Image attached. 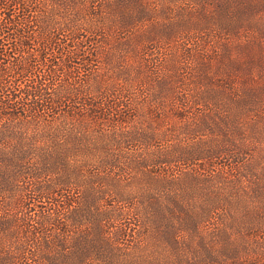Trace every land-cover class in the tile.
<instances>
[{
  "label": "rangeland",
  "instance_id": "rangeland-1",
  "mask_svg": "<svg viewBox=\"0 0 264 264\" xmlns=\"http://www.w3.org/2000/svg\"><path fill=\"white\" fill-rule=\"evenodd\" d=\"M38 1L55 103L0 142V264H262L264 0Z\"/></svg>",
  "mask_w": 264,
  "mask_h": 264
},
{
  "label": "trees",
  "instance_id": "trees-1",
  "mask_svg": "<svg viewBox=\"0 0 264 264\" xmlns=\"http://www.w3.org/2000/svg\"><path fill=\"white\" fill-rule=\"evenodd\" d=\"M43 5L38 0H0V142L3 141V143H6V139L12 138V136L24 139V133L19 129V123L16 119H24L28 116L32 117L33 114L30 113L31 111L35 113L39 109L43 110L46 107L51 110L55 103L51 97V84L47 88L44 85L41 86L42 80H53L51 75L54 74L55 70H52L45 63L46 67L43 72L39 71L37 74H33V72H30L29 68L31 67H29V60H27L32 55H36V53L40 57V60H45V52L42 53L43 51L39 50V47L41 49H47L49 45L52 43L55 44L54 42L57 40L55 35H53V31H51L52 33L50 32V20L54 17V12L48 8L44 12ZM44 6L47 5L45 4ZM44 33L46 36L43 35ZM33 50H35V53L31 54L30 51L32 52ZM51 61L53 60L49 57L48 62ZM6 62L13 63L9 65ZM28 72L33 74L31 76L33 80L28 84L25 82L23 87L20 88L15 82L23 79L26 76L24 74ZM6 77L13 78L14 80H5ZM125 88L127 87L125 86ZM125 88H123V84L118 85V89L113 93L107 94L108 92H105L100 97H97L98 99L96 101L93 100L94 98H86L84 104L92 109L91 112L93 114L91 116L101 118L100 115L102 114L97 113L95 108H98V110L105 108L108 110L111 109L113 106L109 105V102H111L110 99L107 104L103 102L111 95L115 97L125 95L123 93ZM18 90L22 93L20 97L15 92ZM24 99L26 101L28 100V102H24ZM18 108H21V112L17 110ZM37 116L39 115L34 117ZM22 144L16 142V146L18 147ZM22 148L23 146L18 148L19 159H28L30 155L25 151V148ZM47 194L41 197H48L46 196ZM92 194L93 196L89 198L84 197L83 205L77 211L79 214H77L79 216L77 222L79 224L87 222L89 220L88 218L92 217V221L101 225L102 220L110 215L109 210L100 206L99 193L96 194L93 192ZM123 199L127 201V198ZM43 220L45 221V219ZM261 222V234L263 235L264 207L261 210ZM98 236L105 237V233H100L99 228ZM261 255L264 257V247L261 249ZM262 264H264V258Z\"/></svg>",
  "mask_w": 264,
  "mask_h": 264
}]
</instances>
